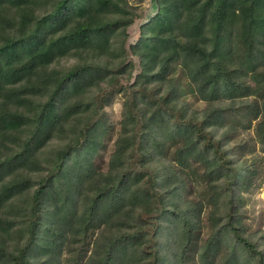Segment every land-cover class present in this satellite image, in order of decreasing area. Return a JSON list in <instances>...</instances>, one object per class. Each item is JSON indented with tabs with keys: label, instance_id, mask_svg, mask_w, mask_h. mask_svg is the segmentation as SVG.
Wrapping results in <instances>:
<instances>
[{
	"label": "trees",
	"instance_id": "obj_1",
	"mask_svg": "<svg viewBox=\"0 0 264 264\" xmlns=\"http://www.w3.org/2000/svg\"><path fill=\"white\" fill-rule=\"evenodd\" d=\"M127 2L0 0V264H60L63 244L77 258L97 227L84 264H191L196 252L201 264H264V228L254 237L233 220L255 169L237 182L250 167L215 138L245 115L264 152V0H151L129 46L140 15ZM186 90L205 102L201 114L184 98L178 107ZM121 92L101 171L104 107ZM191 160L228 177L225 190L208 183L205 217L209 200L187 191L188 176L199 179ZM201 221L210 231L193 251Z\"/></svg>",
	"mask_w": 264,
	"mask_h": 264
},
{
	"label": "rangeland",
	"instance_id": "obj_2",
	"mask_svg": "<svg viewBox=\"0 0 264 264\" xmlns=\"http://www.w3.org/2000/svg\"><path fill=\"white\" fill-rule=\"evenodd\" d=\"M129 7L133 8L135 12H137L140 16L136 19V21L128 27V37H127V46L134 43V41L139 36V29L142 22L146 20V17H148V13L151 10V0H127ZM72 58H63L60 60V64L62 66L68 67L70 66L74 61H72ZM175 75L177 78L184 79V75L182 71L180 70V67L178 64L175 65ZM137 73V71H134V74ZM248 80V78H247ZM182 81V80H181ZM126 81L122 80V83L124 84ZM250 82V80L248 81ZM181 86L185 87V81L181 82ZM183 98L191 102V104L197 108H200V114L203 111V108L205 107V102L201 99H199L197 96H195L190 90H186V92L183 94V97L178 99L177 105L178 107H183L185 104V101ZM125 96L124 94L118 93L114 94L111 97L110 104L104 107L105 110V119L107 121V133L103 140V146L99 149L97 155L94 157V167L101 171H107L110 155L114 150V142L118 136V133L120 131V121L122 119V112H123V102H124ZM237 100V99H232ZM228 101V100H227ZM239 104L234 105V107H237ZM244 106V103L243 105ZM228 115V113H223V115ZM251 119V118H250ZM247 116H242V122L238 121L236 124L238 125L234 132L230 133L229 138H223L220 135V132L217 131L215 133V138L217 141L222 142V145L220 147V152L225 153V155L228 153L227 158H230L231 160L236 162L240 165H247L250 167L249 169L244 168L243 171L239 174V176L235 179L237 182L241 179V176L244 171L247 172V170H253L255 171L251 174V185L244 191L241 195V201L239 202V205H234V209L238 210L237 214L235 216H239L240 220L237 219V217H233V220L238 222L240 225H242L246 232H252L254 237L259 233V231L264 228V152L263 147L261 144L256 142L253 137V127L255 124V120H250ZM251 121V122H250ZM219 132V134H218ZM253 139V140H252ZM238 146V147H237ZM237 148V150H236ZM223 164V161H222ZM225 170H231V167H228V165H223ZM207 165L205 162L201 160H191L188 168V171L190 174L195 173L196 176L199 179L193 178L191 175L188 176V183L187 185V191L190 190L194 196V201L199 200L202 196L205 198H202V201L204 202L209 200V196L212 194L214 195L215 189L212 190L208 183L217 184L219 185L223 190H225V184L227 182L228 177H221L220 179H216L215 172L213 173V169L206 168ZM248 171V172H249ZM187 179V180H188ZM193 188V189H192ZM184 192V191H183ZM226 193V192H225ZM224 201L222 200L221 196L217 199V202L214 204V208L216 206L220 205L224 208ZM213 205L212 198L206 203V205L201 209L202 216H206L209 210V206ZM200 224V228L196 231H194V237L195 245L192 247V250H198V247L196 245L200 244L203 240H205L206 236L208 235L210 231L209 225L202 223ZM100 228H90L89 230V236L87 238L88 244L84 246L83 250L81 251L80 255L75 258L74 254L67 253V249L65 248V245L63 244L64 241L60 244H63L60 248H63L62 256L60 258V264H84V261L90 254L93 245L94 240L99 234ZM158 248H159V254L161 259H165L170 256L172 259L174 258L175 254V248L174 245H170V249L168 250V246L164 241L159 240L158 241ZM172 244V243H171ZM224 248L225 246L222 245ZM262 246L261 243L258 244L257 248H260ZM168 250V251H167ZM195 261L191 264H201L199 262L198 254L197 252L194 254ZM209 259V258H208ZM211 260V259H209ZM209 260H207L209 262ZM172 262V260H171ZM129 263V261H127Z\"/></svg>",
	"mask_w": 264,
	"mask_h": 264
}]
</instances>
